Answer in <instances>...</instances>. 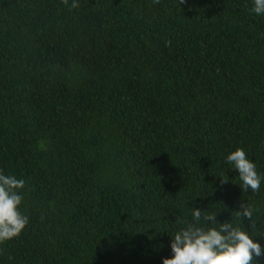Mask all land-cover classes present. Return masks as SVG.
Instances as JSON below:
<instances>
[{"label": "trees", "instance_id": "trees-1", "mask_svg": "<svg viewBox=\"0 0 264 264\" xmlns=\"http://www.w3.org/2000/svg\"><path fill=\"white\" fill-rule=\"evenodd\" d=\"M79 3L0 0V169L30 218L0 264H161L190 207L264 244V183L225 163L242 147L264 173L252 0Z\"/></svg>", "mask_w": 264, "mask_h": 264}, {"label": "clouds", "instance_id": "clouds-1", "mask_svg": "<svg viewBox=\"0 0 264 264\" xmlns=\"http://www.w3.org/2000/svg\"><path fill=\"white\" fill-rule=\"evenodd\" d=\"M61 2L71 9L80 7L79 0ZM251 12L264 17V0H252ZM225 163L238 173L241 191L260 190L264 173L257 170L245 149L237 147L229 152ZM26 184L24 178L6 175L0 169V242L19 236L29 224V216L20 209ZM233 212L239 220H250L253 215L251 205L246 202H241ZM190 213L191 221H180L184 226L170 236L171 256L162 258L161 264H257L254 257H264V244L255 241L243 227L234 226L231 220L219 222L217 213L199 207H190Z\"/></svg>", "mask_w": 264, "mask_h": 264}]
</instances>
